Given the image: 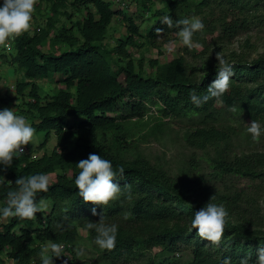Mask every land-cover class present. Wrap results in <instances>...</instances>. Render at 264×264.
<instances>
[{
  "label": "trees",
  "instance_id": "obj_1",
  "mask_svg": "<svg viewBox=\"0 0 264 264\" xmlns=\"http://www.w3.org/2000/svg\"><path fill=\"white\" fill-rule=\"evenodd\" d=\"M152 1L139 0L143 7L140 13ZM257 5L264 7V0H168L164 8L153 11L154 22L141 34L135 18L113 8L110 0H37L33 14L44 15L43 25L10 38L9 53L0 44V68L9 65L21 72L14 90L9 89L0 72V108L14 106L37 131L44 132V138L34 151L35 158L22 153L13 158L10 167H0L5 177L0 183V205L7 191L16 187L20 175L46 172L53 174L52 183L37 200L50 202V207L38 211L34 219L9 217L0 221V264L10 260L14 264H40L37 254L49 240L70 243L72 258L68 264H74L75 241L83 237V231L85 237L95 236L94 230L86 229L88 220L100 219L92 214V207L97 212L104 209L109 223L165 225L143 236L118 231L116 247L102 249V258L110 264L118 260L121 264H219L223 256H231L233 264H238L239 258L249 252L251 260L256 259V249L264 244V225L252 216L254 208L251 213L243 205L241 191L230 180L237 176L264 181V152L230 160L210 157L211 170L206 175L196 170L180 176L145 158L123 155L126 149L135 147L127 141L132 136L125 121L142 120L151 109L156 112L153 127L163 118L198 119L199 126L185 133L184 141L201 149L225 139L221 130L206 126L215 119L217 105L226 109L235 105L237 112L250 121L264 119L263 56L234 61L229 90L197 107L190 101L189 92L193 88L201 95L206 92L216 78L217 63L197 66L179 53L164 63L149 59V72L144 75L142 59L137 63L130 51L140 46L138 39L143 35L158 53L163 44L177 38L178 29L161 23L165 15L178 19L191 11L203 20L202 31L221 29L231 36L255 21L263 22V14L251 11ZM65 14L68 25L60 23ZM115 14L126 25V35L112 44L106 42V35ZM157 28L163 31L157 32ZM39 79H48L57 87L43 95L36 82ZM51 134L55 144L46 149ZM93 152L125 168L124 177H116L114 182L121 187L131 184V200L121 196L103 206L84 202L78 195L74 177L79 169L75 164ZM212 195L229 212L219 246L199 237L195 228L188 232L192 213ZM126 213H131L128 219L124 218ZM182 240L190 244L186 260L175 256L181 251L178 242ZM53 259L55 264H63V256Z\"/></svg>",
  "mask_w": 264,
  "mask_h": 264
},
{
  "label": "rangeland",
  "instance_id": "obj_2",
  "mask_svg": "<svg viewBox=\"0 0 264 264\" xmlns=\"http://www.w3.org/2000/svg\"><path fill=\"white\" fill-rule=\"evenodd\" d=\"M110 1L112 2L113 8L116 10L133 16L139 25L141 34H144L147 27L155 20V17L152 15L153 11L158 8H164L168 0H153L148 4L149 7L147 9L145 7L146 10L143 13H140L143 7L139 3V0ZM66 10L70 11L72 9L66 7ZM251 11L263 14V22L255 21L249 27L241 28L231 36L224 34L221 29H217L213 32L199 31L197 32V37L193 39V47L188 48L182 44L177 35L176 39H172L163 44L161 52L158 53L155 48L149 45L143 35L138 39L140 46L131 48L130 51L136 62L142 59L141 70L144 75L149 72V59L157 58L160 63H164L169 58L179 53L184 54L189 62L197 66L203 63H218L217 53L224 56L230 62L238 60L250 61L259 56L264 57V7L257 5ZM190 12H186L184 17L196 16ZM81 14L80 12L75 15L80 17ZM44 20V15L42 13L33 14L32 29L43 25ZM62 22L67 25L69 24V19L66 14L60 17V23ZM125 35L126 25L121 16L115 14L106 35V42L113 44L117 38H122ZM170 45L174 48L172 52H168L167 50ZM47 47V45L44 46L45 49H47ZM5 51L9 53L10 49ZM0 72L4 75L6 85L15 82L18 74L21 73L20 71L14 70L13 67L9 65L2 66ZM36 82L43 95L51 92L54 87H57L54 82L48 79H39ZM9 108H13L17 114H20L14 106ZM215 110L218 111V113L215 112V119L207 123L206 126H213L221 130L225 134V139L223 141L208 145L203 149L188 146L184 141V135L198 125L196 121L198 119L194 117L163 118L157 123L158 125L153 127L156 123V119L154 118L156 112L151 109L142 120L134 121L135 119H133L130 123H128L129 121H125L128 125L130 135L132 136L128 138L127 141L133 142L135 147L133 149H126L127 151L123 157L145 158L152 165L162 166L169 174L180 176L183 175L185 171L196 170H198L200 174L206 175L211 170L208 165L210 157L221 156L230 160L234 157L254 152H264V136L261 137L259 142L252 140L251 135L246 131L248 123L251 121L244 114L237 111L232 112L230 109H226L220 105H217ZM259 121L264 125V119H260ZM43 138L44 132L36 130L33 141L29 142L27 145L28 150L37 151ZM54 144L55 136L51 134L45 147L46 149H51ZM41 152L42 150L39 151V154H41ZM50 176L52 179L53 174H50ZM231 181L234 183L235 189L241 191L242 202H244L243 205L245 206L246 204L251 213L252 208H254L255 212L252 213V216H254L257 222H263L264 225V181L260 178L249 179L237 176L232 177L230 182ZM246 198H248L247 200H249V203L247 200L245 202ZM251 200H255L254 207L250 206ZM44 202L47 205L46 209H49L50 202ZM116 224L119 227V232L133 236H143L149 231L160 230L165 226L151 223ZM82 233L83 237L75 241L74 249L77 250L83 247L86 251L83 255L77 256L74 250V264H110L109 261L102 258V249L95 245L94 238L85 237L84 231ZM178 244L181 251L176 253L175 256L181 260L188 259L190 257V244L184 242V240L179 241ZM134 263V261L131 262V264ZM116 264H121V261H116Z\"/></svg>",
  "mask_w": 264,
  "mask_h": 264
},
{
  "label": "clouds",
  "instance_id": "obj_3",
  "mask_svg": "<svg viewBox=\"0 0 264 264\" xmlns=\"http://www.w3.org/2000/svg\"><path fill=\"white\" fill-rule=\"evenodd\" d=\"M36 3L37 0H2L0 2V44L6 43L12 37L30 32ZM161 23L166 24L168 28L178 29L177 35L180 41L188 48L193 47L194 34L205 28L199 16L173 19L170 15H165ZM156 31L162 32L163 29L157 28ZM167 50L172 52L174 48L170 45ZM217 57L216 78L207 86L206 92L201 95L194 88L189 92L190 101L197 107L212 98L222 97L230 88L234 64L218 53ZM230 111L236 112L237 107L230 106ZM246 131L253 141L259 142L264 136V125L259 120H252L248 123ZM35 132L36 129L24 115L17 114L13 108H0V167H10L13 158H18L24 153L22 146H27L33 141ZM75 166L79 171L74 177V185L78 188V195L84 202L104 206L121 196L127 200L132 199L130 183L121 187L118 182H114V178H122L125 175V168L122 165L116 166L112 160L93 152L89 153L87 158L80 159ZM4 179V175L0 174V183H3ZM51 183V176L46 172L20 175L15 180L16 187L7 191L5 201L3 205H0V221L9 217L34 219L38 211L44 212L47 205L43 200L38 201L37 196L41 192H48ZM91 211L93 215L100 216L99 222L88 220L86 224L87 230L95 232V245L100 249H114L117 245L118 225L107 221L104 209L97 212V208L92 207ZM228 215L225 204L217 202V197L212 195L204 206L192 213L188 232L195 228L199 237L206 238L219 246L224 236ZM130 216L131 213H126L124 218L128 219ZM75 251L76 255L80 256L86 249L81 247ZM256 253L254 261L251 260L252 253L249 252L239 258L238 264H264V244L256 249ZM37 255L40 264H55L54 257L66 256L71 259L65 254L64 243L57 240H49L41 245ZM63 264H68V260H64ZM219 264H233V258L223 256Z\"/></svg>",
  "mask_w": 264,
  "mask_h": 264
},
{
  "label": "built area",
  "instance_id": "obj_4",
  "mask_svg": "<svg viewBox=\"0 0 264 264\" xmlns=\"http://www.w3.org/2000/svg\"><path fill=\"white\" fill-rule=\"evenodd\" d=\"M4 47L6 50H8L11 47V39L7 40V42L4 43ZM7 86L9 87V89L14 90V82H12L11 84H9ZM22 147H24V153L29 154L32 158L36 157V154L34 152L29 151L27 146L24 145ZM64 245H65V254L71 258V255H72L71 251H70L72 248L71 244L70 243H64ZM5 259H7V258H5ZM63 260L69 261L70 259L66 256H63ZM5 264H14V263L10 260V261H6Z\"/></svg>",
  "mask_w": 264,
  "mask_h": 264
}]
</instances>
